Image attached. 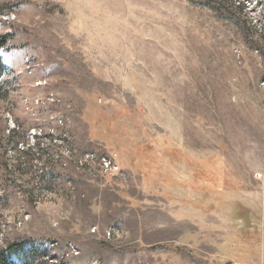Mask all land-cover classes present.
<instances>
[{
    "label": "rangeland",
    "instance_id": "1",
    "mask_svg": "<svg viewBox=\"0 0 264 264\" xmlns=\"http://www.w3.org/2000/svg\"><path fill=\"white\" fill-rule=\"evenodd\" d=\"M7 32L0 248L264 264V0H0Z\"/></svg>",
    "mask_w": 264,
    "mask_h": 264
},
{
    "label": "trees",
    "instance_id": "2",
    "mask_svg": "<svg viewBox=\"0 0 264 264\" xmlns=\"http://www.w3.org/2000/svg\"><path fill=\"white\" fill-rule=\"evenodd\" d=\"M15 39V33L7 32L0 35V77L3 75L5 70L4 61L1 55L2 51H10L13 47L11 42ZM239 217H245V211L241 204L236 207ZM30 241L27 239L15 242L7 248H0V264H18L11 258V254H17L21 256L22 264H46L44 258L48 256V251L45 250L43 255H37L36 247L30 246Z\"/></svg>",
    "mask_w": 264,
    "mask_h": 264
},
{
    "label": "built area",
    "instance_id": "3",
    "mask_svg": "<svg viewBox=\"0 0 264 264\" xmlns=\"http://www.w3.org/2000/svg\"><path fill=\"white\" fill-rule=\"evenodd\" d=\"M99 163L105 173L115 174L120 172L119 164L108 155L100 156Z\"/></svg>",
    "mask_w": 264,
    "mask_h": 264
}]
</instances>
